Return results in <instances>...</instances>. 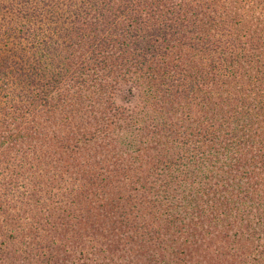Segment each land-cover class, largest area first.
Wrapping results in <instances>:
<instances>
[{"label":"trees","instance_id":"trees-1","mask_svg":"<svg viewBox=\"0 0 264 264\" xmlns=\"http://www.w3.org/2000/svg\"><path fill=\"white\" fill-rule=\"evenodd\" d=\"M0 264H264V0H0Z\"/></svg>","mask_w":264,"mask_h":264}]
</instances>
